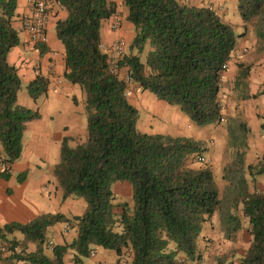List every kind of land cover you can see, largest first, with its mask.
Returning a JSON list of instances; mask_svg holds the SVG:
<instances>
[{"label": "trees", "instance_id": "1", "mask_svg": "<svg viewBox=\"0 0 264 264\" xmlns=\"http://www.w3.org/2000/svg\"><path fill=\"white\" fill-rule=\"evenodd\" d=\"M123 3L134 31L129 47L136 49L124 52L120 61L130 84L178 106L197 126L219 123L221 75L241 34L209 6L182 0ZM16 4L0 0V176L6 180L21 156L26 124L40 117L37 109L18 104L22 82L8 62L9 52L19 44L13 26ZM55 4L67 12L54 29L64 46V78L84 92L87 137L75 145L71 137L62 138L53 175L62 199L82 198L86 206L72 217L45 213L27 223L0 225V244L8 245L9 257L25 264H66L64 256L71 250L74 262L83 264V258L99 246L113 250L127 264H177L179 254L196 260L203 225L216 213L225 240L236 237L241 218L247 220L250 242L239 256L240 264H264V191L250 190L247 178L264 174V162L245 163L246 124L239 118L227 120L226 150L231 159L222 168L227 184L220 191L208 163L188 162L207 151L206 143L137 128L139 112L127 98L129 83L108 73L100 48L101 23L116 14V3L55 0ZM237 9L244 24L252 25L264 42V0H237ZM239 67L238 83L249 70ZM47 88V79L39 74L26 85L34 101ZM25 177V172L19 173L17 181ZM124 181L131 185V203L117 202L112 191L114 183ZM59 222L75 226L77 234L68 243L54 245L48 256L46 233ZM16 231L23 240L8 238ZM28 242L35 244V250H27ZM229 257L216 255L213 264H230Z\"/></svg>", "mask_w": 264, "mask_h": 264}, {"label": "crops", "instance_id": "2", "mask_svg": "<svg viewBox=\"0 0 264 264\" xmlns=\"http://www.w3.org/2000/svg\"><path fill=\"white\" fill-rule=\"evenodd\" d=\"M16 1L13 26L18 31L19 44L9 52L8 62L16 67L22 82L21 86L26 87L39 74L47 79L48 88L45 94L33 100L31 106L28 105L25 96L20 97L19 94L17 96L18 104L37 109L40 117L26 124L22 137V153L11 166L10 178L6 180L0 176V225L10 222L27 223L45 213L60 212L70 217L67 215V211L71 209L70 203L72 202L70 201L74 203L72 216L82 214L85 209L78 207L79 200H71L73 197L62 199L61 190L53 175L62 138L67 136L76 141V134L81 135L86 132V129H83V115H86L84 92L78 85L64 78L66 69L64 46L57 39L54 29L56 21L64 19L67 12L55 3L51 5L47 41L44 44L35 45L22 26L24 16L31 12L29 1ZM112 1L117 5V12L102 21L101 43L109 44L115 38L121 37L125 44H129L134 36L133 26L128 21L127 23L122 22L119 0ZM120 1L123 2V0ZM182 1L213 8L225 22L233 27L236 34H241L237 38L236 47L227 68L221 75L218 96L222 105V120L215 124L197 126L183 112L182 114L175 110L173 105L157 99L153 93L141 90L137 84L133 83L128 86L127 98L139 112L138 120H140L141 131L193 137L206 143L207 151L202 155L192 156L188 162L192 166L208 163L212 168L216 183L224 182V187L227 182L222 178V168L231 159V155L229 156L226 150L228 119L239 118L248 127L246 165L255 164L259 160L264 162V42L256 37L252 25H245L242 21L237 9V0ZM116 23L118 26L114 27ZM239 64L249 66V70L247 76L238 83ZM119 75L120 77L127 75L125 66L121 67ZM253 129L256 136L252 137ZM27 132L30 138L29 143L23 142ZM218 135L222 139H219ZM208 144L212 147L211 149H208ZM199 156H203L206 159L205 162H200ZM14 170L26 173L22 182L17 181ZM259 176L253 180L247 175L248 186L253 184L250 190L257 187V190L264 191V187L258 183ZM51 179L54 180L51 181ZM63 224L69 226L68 231L63 230ZM243 226L236 233L237 238L247 231L246 219ZM48 231L51 235L48 240L52 241L53 246L68 243L77 234L76 227L67 222L56 223L50 226ZM16 232L10 234L9 237L21 241L17 238ZM206 237L220 238L219 220L216 213L203 225L197 245L199 246L201 239H206ZM7 246L5 242L0 244V264H25L22 260L10 258ZM27 250H35V244L33 249L27 245ZM108 250L96 246L91 250L94 254H89L88 260H83L82 263L120 264L125 260L124 258L120 260L113 250L114 257L111 258L107 254ZM181 257H184L183 254ZM64 261L66 264H76L71 250L65 254Z\"/></svg>", "mask_w": 264, "mask_h": 264}, {"label": "rangeland", "instance_id": "3", "mask_svg": "<svg viewBox=\"0 0 264 264\" xmlns=\"http://www.w3.org/2000/svg\"><path fill=\"white\" fill-rule=\"evenodd\" d=\"M119 8H120V11H121V14H122V22L123 23H127V20L125 19V15L127 14V7L126 5L121 1L119 0ZM250 25V24H249ZM146 50H147V47L145 48L144 52L141 54V59L144 60L145 59V54H146ZM124 52L126 54H130V53H136V49H130L129 47V44L127 43L125 45V48H124ZM19 93V96H25L26 99H27V103L28 105H32L33 103V99H31V97L29 96L28 92H27V89L25 87V85H22L20 90L18 91ZM173 108H175V110H178L179 112L182 113V111L179 109L178 106H174ZM183 114V113H182ZM139 118V117H138ZM86 126H87V117L86 115L84 114L83 115V129L85 128L86 129ZM137 128L139 130H141V127H140V120H137ZM56 129V128H55ZM77 135V140H73L71 142L72 145H75L77 142H84L86 137H87V130L86 132L82 133L81 135ZM251 135L252 137L253 136H256V132L254 131V129L252 130L251 132ZM218 138L219 139H222L221 136L218 135ZM225 138V137H224ZM29 134L28 132L25 133L24 135V139H23V142H26V143H29ZM224 141V139H223ZM212 147L208 144V149H211ZM14 173V176L18 175L19 174V171L18 170H14L13 171ZM34 176L36 177V174H34ZM52 178V177H51ZM54 180V179H51V181ZM221 181H218L217 182V185H218V188L220 189V191L222 190L221 188L223 187V183ZM258 183L264 187V174L263 175H260L259 176V179H258ZM253 184L251 183L249 185L250 188H252ZM112 191L114 192L115 194V197H116V201L117 202H123V201H127V202H130L131 203V185L124 181V182H116L112 185ZM71 200H79V204H78V207H84L86 206V203L85 201L82 199V198H73ZM72 203L71 204V211H67V215L72 217V214L74 213L73 210H72V206H73V201H70ZM76 202V201H75ZM244 220L243 218H241V222H242V227L243 228L244 226ZM17 238H19L20 240L23 239V236L20 232H16L15 233ZM222 234L220 232V238H215V239H210V238H203L201 239V243L199 244L198 246V253L200 254V259H196V260H191L190 258H188L187 256L183 255L184 257H181V255H178L177 256V260L179 259V261H177V264H213V260L215 258L216 255H230L229 257V261H231L230 264H240V261H239V256L245 252V249L248 247V244L250 242V236H249V233L248 231H245L243 236L241 235L239 238L235 237L233 238V240H225L223 237H222ZM48 237V238H47ZM49 237H51L49 231H47L46 233V241L49 242ZM9 239H12V237H9ZM28 247L30 249H33L34 248V244L31 243V242H28ZM50 248L47 247V243H46V247H45V254L48 255V256H51V249L49 250ZM99 250H101V248H98ZM107 254L110 255V257H114V254H113V251L112 250H108ZM83 260H88V257H85L83 258ZM184 261V262H182Z\"/></svg>", "mask_w": 264, "mask_h": 264}, {"label": "built area", "instance_id": "4", "mask_svg": "<svg viewBox=\"0 0 264 264\" xmlns=\"http://www.w3.org/2000/svg\"><path fill=\"white\" fill-rule=\"evenodd\" d=\"M31 12L29 15L24 16L22 21L23 29L29 35L30 40L35 45L44 44L47 41V27L50 18L51 5L55 3V0H28ZM118 23L114 25L117 27ZM125 41L121 38H115L109 44H100V48L106 56L107 71L112 75H119L121 66L120 61L124 56ZM125 80L130 85V79L126 75ZM200 162H205L203 156H199ZM63 230L68 231L69 226L63 224ZM3 247V246H2ZM47 247L52 248V241L47 242ZM93 255L94 252L90 251ZM120 264H127L125 260L121 261Z\"/></svg>", "mask_w": 264, "mask_h": 264}]
</instances>
